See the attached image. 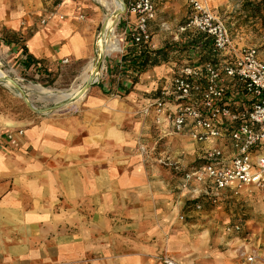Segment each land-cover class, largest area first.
Masks as SVG:
<instances>
[{
	"label": "crops",
	"instance_id": "obj_1",
	"mask_svg": "<svg viewBox=\"0 0 264 264\" xmlns=\"http://www.w3.org/2000/svg\"><path fill=\"white\" fill-rule=\"evenodd\" d=\"M154 1L148 52L172 39L167 29L179 24L185 3ZM123 19L126 39L136 18ZM101 20L92 0H62L41 22L0 16L16 40L0 42L11 46L20 71L57 80L79 74L92 59ZM133 44L124 41L125 51L106 61L70 111L0 113V136H12L0 146V264H162L159 256L237 264L228 250L217 251L214 225L188 205L215 195L207 182L185 178L200 163L203 144L174 132L154 106L142 112L157 101L173 64L158 56L137 71ZM231 230L219 229L222 242ZM249 249L263 251L264 241Z\"/></svg>",
	"mask_w": 264,
	"mask_h": 264
},
{
	"label": "built area",
	"instance_id": "obj_2",
	"mask_svg": "<svg viewBox=\"0 0 264 264\" xmlns=\"http://www.w3.org/2000/svg\"><path fill=\"white\" fill-rule=\"evenodd\" d=\"M189 1L190 15L179 29L203 33L214 59L172 69L157 101L142 112L148 114L154 106L155 114L163 116L174 132L203 144L200 163L185 173L186 179L205 181L214 192L252 187L260 191L264 204V60L254 46L241 44L233 36L208 0ZM125 10L136 18L131 40L152 48L147 23L154 18L155 3L132 0ZM11 137L0 136V146ZM232 228L237 231L240 225ZM243 257L248 263L264 260V249ZM160 261L203 264L182 263L170 256H161Z\"/></svg>",
	"mask_w": 264,
	"mask_h": 264
},
{
	"label": "rangeland",
	"instance_id": "obj_3",
	"mask_svg": "<svg viewBox=\"0 0 264 264\" xmlns=\"http://www.w3.org/2000/svg\"><path fill=\"white\" fill-rule=\"evenodd\" d=\"M130 1L132 0H123L124 6ZM152 1L156 6V15L158 5L156 4L157 2L154 0ZM58 2H60V0H0V16L7 18L15 14L20 25L26 23L31 24L32 21L41 22L45 19L46 14L51 11L52 6L56 5ZM92 2L101 9L103 20L106 15V9L99 2H97V0H92ZM162 2H165V0H162ZM208 4L210 8H212V10L226 22L233 36L236 37L241 44L254 46L258 50L259 56L264 60V27L262 26L259 18L248 17L249 19L247 20V23H244L247 12L243 9V0H208ZM190 12L191 3L189 0H185V3L181 6L180 11L177 12L179 15L177 20L179 21V24L167 29L168 32H171L170 37H172V39H170V41L169 39L166 40L162 48H169V55L166 58V61L172 62V69L180 67L185 63L214 59L212 55L205 57L203 53H200L199 50H197V48L194 49L188 47L186 41L184 42V40L187 39L181 38L183 32L187 35V33H185L186 31H193H180L179 29V27L186 22ZM127 15H129V12H126L125 10L123 14L118 16L114 25V33L121 41V50L112 56H117L123 53L126 49L124 47V41H126V39H131L130 31L127 33V38L123 39L125 35L122 34L120 29V23ZM174 16L176 15L170 13L166 19L172 21L174 20ZM101 25L102 22L97 29V35L100 32ZM177 29L180 33H178L177 38L173 39L174 34L176 35L177 33ZM12 32L13 31L6 29L0 24V38L5 37V41L6 39L13 40L15 35ZM152 45V48H154V43H152ZM8 47L9 48H7L5 43L1 44L0 42V68L7 74V76L17 81L20 85L26 86L30 83L39 84L55 91L69 90L72 86L78 84L81 74L89 63L95 66L97 59L100 58L101 69L106 61L112 58V56L103 54L99 51L95 40L92 59L85 62L81 72L75 76L68 74L69 76L66 78L61 77L55 80V76L52 75V73H48V76L37 77L20 71L17 68L15 59H13V51L10 50L11 46ZM202 58H204V60ZM24 92L26 93V97L30 103L36 109L47 108L55 104L53 102L38 99L26 89ZM75 102L77 101L65 104L55 110L38 113L31 110L26 105L16 87L9 82L7 83L5 80L0 81V113L13 110L22 111L32 115L61 114L68 112V110L70 111V108H72ZM187 166H189V163ZM218 193L219 191L215 192L214 197L212 196L210 198L199 197L196 200L190 201L188 204L191 206L193 203L192 209L195 212H198L199 216L203 217L202 220L214 225V229L211 232V240L218 245L217 251L228 250V256L237 264H254L255 260H258L257 264H264L263 259L256 258L253 262L248 263L243 257L248 253L247 251H250L249 248H253V246H255L257 239L264 241V204L261 193L252 187L235 190L232 189L226 194ZM197 205H199V207H197ZM236 223L240 224V229L236 231L232 228L231 234L224 236V242H228V245H225L224 242H222V233L219 235V229L223 226V224L226 225V227H232ZM251 251L254 253L258 252H255L254 250ZM158 259L161 260V257L159 256Z\"/></svg>",
	"mask_w": 264,
	"mask_h": 264
},
{
	"label": "bare ground",
	"instance_id": "obj_4",
	"mask_svg": "<svg viewBox=\"0 0 264 264\" xmlns=\"http://www.w3.org/2000/svg\"><path fill=\"white\" fill-rule=\"evenodd\" d=\"M97 2L106 9V15L102 20V23L105 24L104 32L97 35L96 45L101 53L112 56L121 50V41L114 33V25L119 16L116 14V11L119 8L123 9L124 6L119 0H97ZM93 70L94 65L89 63L81 74L78 84L72 86L69 90L55 91L51 88L32 83L21 86L24 90L30 91L38 99L53 103L64 102L72 98L79 91L81 86L89 79ZM5 76L7 74L0 68V79ZM6 82L8 83V81Z\"/></svg>",
	"mask_w": 264,
	"mask_h": 264
},
{
	"label": "trees",
	"instance_id": "obj_5",
	"mask_svg": "<svg viewBox=\"0 0 264 264\" xmlns=\"http://www.w3.org/2000/svg\"><path fill=\"white\" fill-rule=\"evenodd\" d=\"M243 9L246 10L247 16L246 19L244 20V23H247V20L249 19L248 17L251 18H259L261 21L262 26L264 27V0H243ZM181 35V38H185L187 46L190 48H197L200 53H203L205 57H208V55H211V49L208 47L207 41L204 40V34L199 32V31H186ZM15 35V34H14ZM0 40H3L4 42H7L8 44L10 42L16 41L15 38L13 40H8L5 37H1ZM134 45V44H133ZM140 50L139 58L135 62V67L136 70H142L144 69L147 64H156L159 61L158 56L160 57V60H166L168 57L169 53V48H160L158 50L148 52L145 44H139V45H134ZM132 47V46H130ZM204 60V58H202Z\"/></svg>",
	"mask_w": 264,
	"mask_h": 264
},
{
	"label": "water",
	"instance_id": "obj_6",
	"mask_svg": "<svg viewBox=\"0 0 264 264\" xmlns=\"http://www.w3.org/2000/svg\"><path fill=\"white\" fill-rule=\"evenodd\" d=\"M120 2L123 3V6H124V2L123 0H119ZM125 12V6L123 9L119 8L117 11H116V14L117 15H121ZM104 27H105V24L102 23L101 25V29H100V34H103L104 32ZM100 58L97 59V62L94 66V70L93 72L91 73L89 79L81 86V88L79 89V91L74 95L72 96V98L62 102V103H55L53 106H50V107H47V108H43V109H36L31 103L30 101L28 100V98L26 97V93L24 92V89L22 88V86L17 82L15 81L14 79H12L11 77L9 76H5L4 78L0 79L1 80H5V81H8L9 83H11L14 87H16L20 93V95L22 96L24 102L26 103V105L33 111L35 112H38V113H45L47 111H50V110H55V109H58L62 106H64L65 104H68V103H72L74 101H77L84 93L85 91L91 86V84L94 82V79L96 78V75L99 73V70H100Z\"/></svg>",
	"mask_w": 264,
	"mask_h": 264
}]
</instances>
